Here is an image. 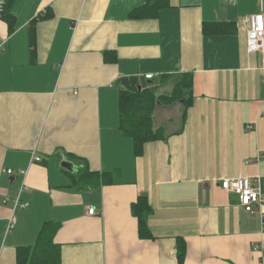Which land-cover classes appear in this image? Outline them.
<instances>
[{
    "label": "crops",
    "instance_id": "obj_1",
    "mask_svg": "<svg viewBox=\"0 0 264 264\" xmlns=\"http://www.w3.org/2000/svg\"><path fill=\"white\" fill-rule=\"evenodd\" d=\"M146 1L14 0L13 31L0 20V264H264L258 214L220 187L246 177L264 193V69L246 52L264 0H165L129 18ZM184 74L189 101L157 103L162 138L136 153L119 80L152 76L158 100ZM82 170L100 184L78 189Z\"/></svg>",
    "mask_w": 264,
    "mask_h": 264
},
{
    "label": "trees",
    "instance_id": "obj_2",
    "mask_svg": "<svg viewBox=\"0 0 264 264\" xmlns=\"http://www.w3.org/2000/svg\"><path fill=\"white\" fill-rule=\"evenodd\" d=\"M14 0H1L0 4V20L5 22L10 31H13V22L15 17L11 13L10 8ZM165 0H147L146 3L140 9H135L129 14V18H136L143 9V14L151 17L157 16V12L161 2ZM234 31V26L232 25H207L203 26L204 35H221ZM166 81L168 79L175 80L173 92L169 95L156 100L154 98V89H156V84L150 88L142 90L140 93H132L128 90L123 91L120 102H119V115H120V125L122 129L131 136L134 141V148L136 153H140L144 144L154 141L155 139L162 138L160 132H153L151 113L157 103L160 104H170L177 100H183V102H188L193 93V76L192 74H184L174 77H165ZM89 174L88 180L84 177ZM85 179V181H84ZM75 184L78 189L89 190L95 188L100 184V180L92 174L85 170H82L75 177ZM140 207H133V213L137 217L139 222V230L141 236H148L147 233V218L149 207L145 197L139 199ZM95 215V214H94ZM57 227H52L45 225L43 232L39 239V244L37 250L46 252L47 247L53 244V238Z\"/></svg>",
    "mask_w": 264,
    "mask_h": 264
},
{
    "label": "built area",
    "instance_id": "obj_3",
    "mask_svg": "<svg viewBox=\"0 0 264 264\" xmlns=\"http://www.w3.org/2000/svg\"><path fill=\"white\" fill-rule=\"evenodd\" d=\"M1 4V0H0ZM248 24L246 52L248 54H260L264 69V14L247 17ZM146 80H151L152 76H146ZM39 161V159H35ZM8 171V174H11ZM221 189L236 195L238 204L249 214L256 212L261 220V227L264 230V193L258 187H254L248 178L225 179L220 183ZM26 205L16 202L15 208L25 207ZM95 211L91 207L88 215H94ZM13 218L9 222L8 230L12 229Z\"/></svg>",
    "mask_w": 264,
    "mask_h": 264
},
{
    "label": "water",
    "instance_id": "obj_4",
    "mask_svg": "<svg viewBox=\"0 0 264 264\" xmlns=\"http://www.w3.org/2000/svg\"><path fill=\"white\" fill-rule=\"evenodd\" d=\"M119 84L129 92L140 93L142 92V90H145L147 88V85L150 84V81L144 78L129 77L120 79ZM66 165L70 166L71 168V164L68 163Z\"/></svg>",
    "mask_w": 264,
    "mask_h": 264
}]
</instances>
